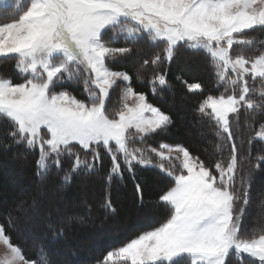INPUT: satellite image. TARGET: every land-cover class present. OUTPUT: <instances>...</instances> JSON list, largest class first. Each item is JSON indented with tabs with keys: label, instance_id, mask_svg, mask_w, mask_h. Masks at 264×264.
Segmentation results:
<instances>
[{
	"label": "snow or ice",
	"instance_id": "6c2138e0",
	"mask_svg": "<svg viewBox=\"0 0 264 264\" xmlns=\"http://www.w3.org/2000/svg\"><path fill=\"white\" fill-rule=\"evenodd\" d=\"M0 9L15 12L10 22L0 23V58L14 59L24 78L16 84L0 77V118L11 123L12 143L38 149L36 175L41 181L53 166H63L64 157L71 161L70 174H91L102 161L101 147L111 162L109 182L122 178L125 170L134 176L136 166L158 168L174 181L159 197L169 210L168 218L108 252L97 264H185V259L186 264H227L230 254L240 264H264V217L251 235H245L250 182L241 176L237 190L244 158L232 130L242 111L253 120L264 117V48L245 54L257 44L247 33L264 31V0H13L0 3ZM120 38L130 44L147 39L161 48L162 55L157 52L143 60L144 68L171 62L181 48L203 52L210 59L217 86L224 92L208 95L198 112L213 123L223 142L218 149L230 147L229 158L217 160L215 172L182 145L148 144L166 132L171 118L134 91L128 73L109 67L110 61L133 51L110 46ZM65 81L82 83L87 100L54 90ZM150 84L153 92L156 85L164 88L166 76L154 72ZM117 88L120 107L110 117L108 104ZM187 88L202 90L199 83ZM256 138L264 140V123ZM136 191L142 193L139 184ZM36 203L34 197L32 207ZM104 207L115 212L110 199ZM17 211H27L24 202ZM16 219L10 214L8 228L0 224V264H51L38 239L35 260L12 242L8 229L17 227ZM49 230L63 234V228L57 230L51 222Z\"/></svg>",
	"mask_w": 264,
	"mask_h": 264
},
{
	"label": "trees",
	"instance_id": "16d2710c",
	"mask_svg": "<svg viewBox=\"0 0 264 264\" xmlns=\"http://www.w3.org/2000/svg\"><path fill=\"white\" fill-rule=\"evenodd\" d=\"M6 22L5 20H0V23ZM247 35L254 37L257 44L246 49L245 54H258L257 48H264V45H259V41H264V31L251 30ZM110 36L111 34L106 36L105 39H109ZM110 46L131 47L133 49L129 56L118 57L115 61H110L109 67L115 71L128 73L131 77V86L134 91L143 93L150 104L158 107L171 118V124L166 132L157 134L148 141L150 146L158 147L161 142L182 145L194 157H199L213 172H215L214 165L217 160L227 161L230 156V147L224 146L222 149H218V144L223 142L218 139L213 123L207 118L202 117L198 112L200 103L208 95L218 96L224 92L223 87L217 86L210 59L206 54L181 48L171 62L164 61L156 69H153L151 66L147 68L142 67L143 60L151 59L157 52H161V55L163 53L160 47L152 45L147 39H142L136 44H130L126 43L123 38H120ZM237 50L239 51L238 46ZM15 64L16 61L12 58L0 59V77L10 79L13 83L19 84L23 82L24 78L16 71ZM154 72L164 74L167 80V85L164 88L156 85L155 92H153L152 85L150 84ZM192 83H199L202 90L199 92H189L187 85ZM56 90L68 91L77 99L87 100V96L83 93L82 88L74 87L73 83L61 85ZM120 93L121 90L119 88L111 93V99L108 104V115L110 117H114L120 107ZM181 99L186 103L185 111L180 110L179 104ZM242 113L244 114L245 122L251 126L248 132L251 130L256 131L264 123V117H257L253 120L243 111ZM182 119L186 121V125L182 123ZM189 122L191 123L190 126L188 125ZM11 127L9 121L0 118V162L2 160L13 161L15 159V163L22 168L23 176L26 180L32 182V184L36 183L49 193L60 190L68 201L74 203H77L84 197L89 187L94 186L97 188V192L94 194V202L91 204L89 202L85 203L86 214L94 220L92 228L89 226L83 227L79 221L75 220L74 223L55 224L57 230L61 227L63 228V234L56 235L55 232L49 230V224L47 223L51 221L52 216L49 215L50 212L48 211H44V216L34 221L38 232L40 231L48 240V242H40L47 250L51 264H62L61 262L54 261V255L60 261L62 250L68 253L70 264H97L98 261L103 260L108 252L118 249L140 234L158 227L168 218L169 210L167 206L159 202V197L174 185V181L166 173L160 172L158 168H141L140 166H136L134 176L125 170L122 178L116 177L109 182L107 177L111 162L107 153L101 147L99 151L102 161L97 164L95 171L91 174L85 171L70 174L71 161L67 157H64L63 166L60 169L53 166L47 178L41 181L36 175V161L39 152L37 150H29L23 145L12 143L11 138L8 136ZM200 132L203 133V137L201 140H198L197 134ZM235 137L237 138V135ZM252 137L247 139L244 135L241 136V140L245 143L241 144L240 157L244 159L238 171L236 183V188L239 190L241 176L247 177L250 182V203L246 207L243 221L245 235H251V229L259 222L255 220L258 212L263 211L260 218L264 217V141L256 139L253 134ZM82 158H84L83 153ZM87 159L91 160V156H88ZM153 159L155 161L157 158L153 157ZM69 174L71 175L70 182H66L65 176ZM137 184L140 185L142 193L136 191ZM86 185H88V188H86ZM2 186L3 179L0 172V203L2 199L6 201L2 208H0V224L8 228L10 214L13 217L16 214L20 218L18 212H14L13 207L17 206L22 200H19L16 190L12 191L9 196H6V194L2 196ZM259 187H262V190L256 194L255 190ZM27 196L23 198L26 207L32 203L34 197H36L40 206L46 207L44 205L45 201L38 199L34 192H31L30 196ZM119 197L125 199V202L118 204L117 199ZM106 199L111 200L115 212L105 210L104 204ZM151 204H154L156 214L153 213V221L150 224L129 232L108 246H102L96 254L85 255L88 249L84 242L89 233L97 231L100 233L104 231L109 232L114 224L127 222L126 220L129 221V225H132L138 213L150 207ZM119 206H121V210L118 208ZM241 206L242 201L237 203L236 210L239 211ZM14 223H16L17 227L8 229L12 242L23 249L27 258L35 260L38 255V248L34 246L32 239L24 238L18 234V228L21 225L16 220H14ZM75 234H78L82 238H74ZM64 240H68V244L63 242ZM56 246H58V250L53 254V249ZM78 248H81L84 253L80 254L77 251ZM245 259L249 258L245 257ZM227 264H240V261L235 255H230Z\"/></svg>",
	"mask_w": 264,
	"mask_h": 264
},
{
	"label": "rangeland",
	"instance_id": "374dc122",
	"mask_svg": "<svg viewBox=\"0 0 264 264\" xmlns=\"http://www.w3.org/2000/svg\"><path fill=\"white\" fill-rule=\"evenodd\" d=\"M3 2L12 3L13 0H0V3H3ZM14 15H15V12L13 9H7V10L0 9V20H5L7 22H10L11 18ZM67 83H73L74 87H81L83 90V93L87 96V94L84 92L83 84L76 83L75 81H71V82L65 81L61 84H58L56 88H58L61 85L67 84ZM56 88L54 89L55 91H57ZM179 107L181 111H185L186 103L183 99L180 100ZM182 123L186 125V121L184 119H182ZM188 125L190 126L191 123L189 122ZM259 128L260 126L256 129V131L251 130L250 132H248V130L251 129V126L245 122L243 113H241L239 117V123L235 121L233 122L232 130L235 136L237 135L236 145L238 148L239 156L241 155V149H242L241 144L245 143L243 142V140H241V136L244 135L245 138L250 139V138H253L252 137V134H253L255 135V138H256V132L259 130ZM202 137H203V133L200 132L197 134L198 140H201ZM260 141H264V140H260ZM173 155L175 156L176 154L173 153ZM15 161L16 160L13 159V161L12 160H2L0 162V172L2 173V179H3L1 195L4 196L6 194V196H9L11 195L12 191L16 190L18 192L17 196L19 200L20 201L22 200L21 202H23V198H25V196L27 195L30 196V193L34 192L37 195L38 199L40 200L42 199L43 201H45L44 205L46 206V207L40 206L39 202L37 201L35 207H32V203L26 207L25 202H24V206L27 209V211L25 212L17 211V206L13 207L14 212L15 213L18 212L20 216V218L16 214L14 216L18 218L16 219V222L18 221L21 225V227L18 228V234H20L24 238L32 239L33 242L37 239L41 242H48L47 238L44 237V235H42L40 231L38 232V229L36 228L34 224V221L44 216V211L50 212L49 215L52 216L51 221H49L47 224H49L50 222L54 225L62 224V223H65V221L68 220L69 218H76L75 220L79 221V223L83 227L84 226H89L90 228L93 227L92 224L94 220L93 218L91 219V217L89 218V216L86 214L85 203L89 202L91 204L94 202L95 200L94 194L97 192V188H95L94 186L89 187V190L86 192L84 197H82L77 203H74L72 201H68L67 198L63 196L62 192H60V190L49 193L46 189H43L41 186L37 185L36 183L32 184V182L26 180L25 177L23 176L22 168L17 163H15ZM176 164L179 165V161H176ZM177 171L179 172V168H177ZM88 185H86V188H88L87 187ZM261 190H262V187H259L258 189L255 190V193L257 194ZM5 202L6 201L2 199L0 203V208H2ZM124 202H125V199H123L122 197H119L117 199L118 204L124 203ZM118 208L121 210V206H119ZM153 213L156 214V209L154 208V204H151L150 207H147L142 212L138 213L137 218L135 219V221H133L132 225H129L128 224L129 221L126 220L127 222L114 224L109 232L104 231L100 233L97 231V232L89 233L88 236H86L85 242H84L88 249V252L85 255L90 256L91 254H96L99 252L102 246H108L110 243L116 242L119 238H121L122 236H125L129 232H132L134 230H137L138 228H142L143 226L150 224L153 221V216H152ZM261 214H263V211L258 212V214L255 217V220L260 221ZM74 238H82V237L79 236L78 234H75ZM67 241L68 240H64L63 242L68 244L69 241L68 242ZM57 250H58V246H56V248L53 249V254ZM0 251H3V250L0 249ZM77 251L80 254L84 253V251L81 248H78ZM54 261L61 262L62 264L71 263L68 253L63 250H62V256L60 258V261L56 258L55 255H54ZM76 264H79V263H76Z\"/></svg>",
	"mask_w": 264,
	"mask_h": 264
}]
</instances>
